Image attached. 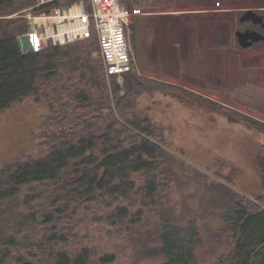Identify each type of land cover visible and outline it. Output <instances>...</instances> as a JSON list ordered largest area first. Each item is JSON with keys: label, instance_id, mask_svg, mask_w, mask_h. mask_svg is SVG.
Returning <instances> with one entry per match:
<instances>
[{"label": "trees", "instance_id": "1", "mask_svg": "<svg viewBox=\"0 0 264 264\" xmlns=\"http://www.w3.org/2000/svg\"><path fill=\"white\" fill-rule=\"evenodd\" d=\"M78 1L0 0V111L35 96L48 101L52 114L38 154L0 166V264H114L117 252L97 250L87 222L102 209L105 222L126 231L127 243L143 230L152 244L142 251L162 256L161 264H199L197 218L180 224L161 209L177 176L176 157L168 155L163 125L139 107V98L162 92L189 106H219L146 77L134 63L123 86L109 80L103 59L93 56L100 51L94 19L88 37L22 53L18 37L29 31L24 10L40 14ZM83 2L92 13V0ZM121 2L129 7L139 0ZM227 114L264 134V121ZM256 163L264 191L263 153ZM206 187L221 205L219 239L230 248L219 264H264V192L251 198L223 181Z\"/></svg>", "mask_w": 264, "mask_h": 264}, {"label": "rangeland", "instance_id": "2", "mask_svg": "<svg viewBox=\"0 0 264 264\" xmlns=\"http://www.w3.org/2000/svg\"><path fill=\"white\" fill-rule=\"evenodd\" d=\"M170 1L143 0L155 12L152 16L144 15L146 10L137 3L126 6L131 15V68L134 63L139 73L148 72L146 77L180 86L219 106H189L162 92L139 98V107L163 125L168 155L176 157L177 176L161 209L169 210L180 224L197 218L202 234L196 248L199 264H219L230 248L219 239L225 228L222 208L206 183L223 181L251 198L264 192L256 163L257 156L264 154V134L246 127L239 116L264 121V42L245 49L237 43L235 33L240 13L250 8L264 12V0H219L215 6L220 9L221 5L223 10L209 11L210 18L190 19L187 25L182 21L185 15L161 16L158 12ZM33 9L24 10V17ZM59 20L57 26L74 27L68 24L74 19ZM227 113L242 120L231 122ZM51 115L48 101H37L35 96L0 111V166L38 154L43 124ZM196 170L202 174L196 175ZM106 215L104 209L93 210L87 220L97 250H115L118 258L114 264L162 263V256L142 251L152 244L140 235L143 230L127 243L126 231L113 229L101 218Z\"/></svg>", "mask_w": 264, "mask_h": 264}, {"label": "built area", "instance_id": "3", "mask_svg": "<svg viewBox=\"0 0 264 264\" xmlns=\"http://www.w3.org/2000/svg\"><path fill=\"white\" fill-rule=\"evenodd\" d=\"M49 1L52 0H42L39 5L47 4ZM92 3V13L86 12L83 0L58 7L56 12L43 11L40 14L29 12L27 15L30 26L28 33L35 39L36 51H39L48 45L64 44L78 38L88 37L91 19H94L100 39V51L93 55L103 59L108 79L116 76L117 81L120 82L119 86H123L124 74L131 69L134 54L129 32L131 15L121 0H92ZM65 6L81 9L85 31L73 28L66 33L60 32L63 26H57L59 22L56 19L60 21L62 8ZM41 18H48L50 22L35 27L34 21Z\"/></svg>", "mask_w": 264, "mask_h": 264}, {"label": "crops", "instance_id": "4", "mask_svg": "<svg viewBox=\"0 0 264 264\" xmlns=\"http://www.w3.org/2000/svg\"><path fill=\"white\" fill-rule=\"evenodd\" d=\"M219 0H185L186 3H183V5L181 3L176 2V0H172L170 2H167L168 5H165L162 9H159L158 12H160L161 16H166V15H175V16H180V15H185L186 18L183 17V23L187 24H191V20L193 19L194 21H196V19L198 18H210V15H208L209 11H213L214 13L216 11L219 10H223L222 6L220 5V9L217 8L216 2H218ZM220 2V1H219ZM137 4H139L140 6H143L142 8L146 10V12H144V15H151L154 14V11H150L148 10V6L145 5L143 3V0H139V2H137ZM180 4V5H178ZM167 6V7H166ZM161 7V6H160ZM189 16V17H187ZM143 18V16H139L138 19ZM144 18H149L148 17H144ZM155 18V17H153ZM191 19V20H190ZM147 20V19H146ZM197 24V23H196ZM160 39V38H159ZM159 61V60H157ZM144 71V69H143ZM141 74H143V72L140 71ZM148 73V72H147ZM146 72H144L143 75H148Z\"/></svg>", "mask_w": 264, "mask_h": 264}, {"label": "water", "instance_id": "5", "mask_svg": "<svg viewBox=\"0 0 264 264\" xmlns=\"http://www.w3.org/2000/svg\"><path fill=\"white\" fill-rule=\"evenodd\" d=\"M252 20L254 23L264 25V17L258 14L253 9L246 10L240 17L241 22ZM238 42L241 47L248 48L254 43L264 41V35L254 30L237 31ZM20 49L23 54H30L36 52L35 39L29 33L23 34L18 37Z\"/></svg>", "mask_w": 264, "mask_h": 264}, {"label": "bare ground", "instance_id": "6", "mask_svg": "<svg viewBox=\"0 0 264 264\" xmlns=\"http://www.w3.org/2000/svg\"><path fill=\"white\" fill-rule=\"evenodd\" d=\"M61 7V6H60ZM82 16V11L81 9H75V8H71L70 6H65L64 8H62V12L60 15V18L64 17V18H72L74 19V21L68 23L72 26H74L73 28L75 29H79V30H83L85 31V23ZM52 19V18H51ZM50 20L48 18H41V19H37L34 21L35 27L36 25L42 24V23H49ZM67 26V25H65ZM66 29L65 27L62 28V30L60 31L61 33H66L67 31L73 29ZM30 29V28H29ZM33 38V37H32Z\"/></svg>", "mask_w": 264, "mask_h": 264}, {"label": "flooded vegetation", "instance_id": "7", "mask_svg": "<svg viewBox=\"0 0 264 264\" xmlns=\"http://www.w3.org/2000/svg\"><path fill=\"white\" fill-rule=\"evenodd\" d=\"M250 9L255 10L258 14H260V15H262V16L264 17V12L259 11L260 8H250ZM247 10H248V9H247ZM245 11H246V10H245ZM245 11H243V12L240 13V15H239V18H238V22H239V24H238L237 28H235V33H237V31H239V30H241V31L254 30V31L260 32L261 34L264 35V25H262V24H260V23H254L252 20H248V21H245V22H241V21H240V17L243 15V13H244ZM236 38H237L236 41H237V43L239 44L237 35H236ZM261 42H264V41L256 42V43H254L252 46H250V47H248V48H251V47H253V46H255V45H257V44H259V43H261ZM237 43H236V44H237ZM239 45H240V44H239ZM245 49H247V48H245Z\"/></svg>", "mask_w": 264, "mask_h": 264}]
</instances>
